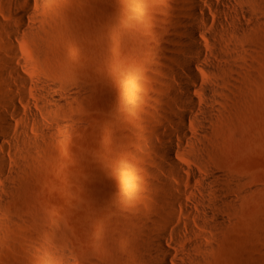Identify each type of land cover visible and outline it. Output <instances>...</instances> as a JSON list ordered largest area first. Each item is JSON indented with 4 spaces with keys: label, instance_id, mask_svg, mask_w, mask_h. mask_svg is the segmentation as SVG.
<instances>
[{
    "label": "rangeland",
    "instance_id": "rangeland-1",
    "mask_svg": "<svg viewBox=\"0 0 264 264\" xmlns=\"http://www.w3.org/2000/svg\"><path fill=\"white\" fill-rule=\"evenodd\" d=\"M259 3L262 24L246 38L252 45L225 110L228 122L215 124L224 127L223 144L215 140L200 163L186 160L198 172L217 171L227 199L226 223L209 235L211 247L199 264H264V0ZM175 9L176 0H0L7 26L0 25V70L13 62L29 77L17 84L33 101L39 75L57 80L65 94L61 113L43 119L47 133L9 152L16 165L4 163L8 176L0 178L9 190L0 202V264H132L143 225L164 210L150 167L158 144L152 132L163 116L162 48ZM19 28L24 32L12 39L20 60L2 47L5 29ZM183 84L194 86L190 80L174 86ZM0 86L9 90L5 79ZM55 120L62 123L51 126Z\"/></svg>",
    "mask_w": 264,
    "mask_h": 264
},
{
    "label": "bare ground",
    "instance_id": "bare-ground-1",
    "mask_svg": "<svg viewBox=\"0 0 264 264\" xmlns=\"http://www.w3.org/2000/svg\"><path fill=\"white\" fill-rule=\"evenodd\" d=\"M259 2L176 0L175 22L162 48L166 52V68L162 70L165 82L160 86L162 123L152 132L158 144L154 146L150 173L164 210L143 225L144 239L136 245L132 264H199L211 247L209 235L226 223L224 180L213 168L204 166V172H198L186 160L200 163L198 157L213 151L215 140L223 144L224 127L216 129L215 124L220 119L228 122L225 110L239 91L240 70L252 45L246 38L262 24ZM0 25L7 27L1 21ZM23 32L22 28L5 29L8 39L2 44L18 60L20 46L12 38ZM0 79H5L9 87L0 86V175L6 177L4 163L17 164L9 152L13 148L27 149L36 142L35 135L43 137L47 133L43 119L48 121L51 111L61 113L65 94L57 80L39 75L34 81L33 101L18 89L17 83L22 85L30 78L13 62L0 70ZM187 80L194 86H174ZM16 99L25 108L18 106ZM52 123L58 126L62 121ZM162 172L167 178L161 176ZM173 180L182 183L175 185ZM0 189L2 202L8 197L6 178H0Z\"/></svg>",
    "mask_w": 264,
    "mask_h": 264
}]
</instances>
